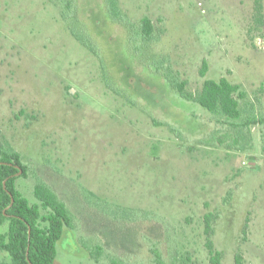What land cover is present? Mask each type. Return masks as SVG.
I'll list each match as a JSON object with an SVG mask.
<instances>
[{"label": "rangeland", "instance_id": "rangeland-1", "mask_svg": "<svg viewBox=\"0 0 264 264\" xmlns=\"http://www.w3.org/2000/svg\"><path fill=\"white\" fill-rule=\"evenodd\" d=\"M70 1L0 0V129L30 167L17 187L34 204L46 184L79 221L56 264H98L89 250L100 244V264L105 253L153 264V247L169 263L209 264V213L222 264L237 253L264 264V128L246 151L205 145L232 130L183 99L163 61L192 93L206 79L242 85L261 116L264 0H119L132 24L152 19L151 43L108 0Z\"/></svg>", "mask_w": 264, "mask_h": 264}, {"label": "trees", "instance_id": "trees-1", "mask_svg": "<svg viewBox=\"0 0 264 264\" xmlns=\"http://www.w3.org/2000/svg\"><path fill=\"white\" fill-rule=\"evenodd\" d=\"M63 2L67 8L71 7L70 0ZM257 2L259 4V1ZM107 7L111 17L128 26L135 32L138 40L145 43L157 42L154 24L148 15H144L137 24H132L127 15L121 11L119 0H108ZM73 35L80 43L87 46L81 35L75 32ZM163 59L167 66L165 75L171 87L186 101L197 103L206 109L214 117L220 129L232 130V134L230 132L214 134L205 145L225 146L230 151H246L252 128L257 126L264 128V114L258 115L256 103L249 101V94L244 87L222 77L218 81L206 79L200 91L189 92L188 81L182 79L180 72L173 68L168 57ZM208 71L209 65L205 59L199 71L200 76L205 78ZM243 102L244 106H242ZM0 163H4L0 164V226L8 227L7 231L0 234V252L6 254V257L0 260V264H56L58 243L78 230L77 217L46 184H37L34 195L38 203H30L17 187L19 178L30 176V167L24 163L20 153L4 143L1 129ZM17 166L22 170L20 176L17 175L20 171ZM216 218L217 216L212 213L204 218L209 264H222L223 259L222 252L216 250L211 239ZM89 252L100 264L104 257L103 246L100 244ZM150 252L154 259L153 264H176L172 261L169 263L163 253L154 247ZM105 255L109 264H137V262L131 263V259L126 260L114 254L105 253ZM235 264L248 263L243 254L237 253Z\"/></svg>", "mask_w": 264, "mask_h": 264}, {"label": "water", "instance_id": "water-1", "mask_svg": "<svg viewBox=\"0 0 264 264\" xmlns=\"http://www.w3.org/2000/svg\"><path fill=\"white\" fill-rule=\"evenodd\" d=\"M0 164H4V163H0ZM18 169H20V167L17 166ZM22 174V170L20 169L19 173L17 174L18 176ZM12 203H13V200H12Z\"/></svg>", "mask_w": 264, "mask_h": 264}]
</instances>
